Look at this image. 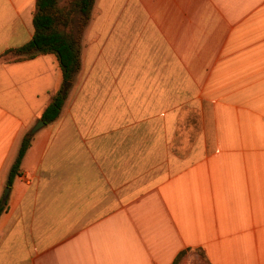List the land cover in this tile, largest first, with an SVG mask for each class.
<instances>
[{"label":"crops","instance_id":"1","mask_svg":"<svg viewBox=\"0 0 264 264\" xmlns=\"http://www.w3.org/2000/svg\"><path fill=\"white\" fill-rule=\"evenodd\" d=\"M35 12L0 0V56ZM80 57L10 187L0 264H264V0H96ZM62 86L53 54L0 62V200Z\"/></svg>","mask_w":264,"mask_h":264},{"label":"trees","instance_id":"2","mask_svg":"<svg viewBox=\"0 0 264 264\" xmlns=\"http://www.w3.org/2000/svg\"><path fill=\"white\" fill-rule=\"evenodd\" d=\"M95 1L36 0L34 33L31 40L23 46L6 50L0 56L2 63L28 60L46 54L57 57L63 75V86L51 96L49 105L41 115V120L46 125L52 124L60 117L71 84L80 70L81 34L91 19ZM33 137L34 135L27 133L22 139L15 162L9 171L7 180L9 188L20 175L22 160L32 144ZM7 209L8 201L0 200V216ZM191 252L189 249L181 252L173 264H179L180 260Z\"/></svg>","mask_w":264,"mask_h":264},{"label":"rangeland","instance_id":"3","mask_svg":"<svg viewBox=\"0 0 264 264\" xmlns=\"http://www.w3.org/2000/svg\"><path fill=\"white\" fill-rule=\"evenodd\" d=\"M189 255L190 256L186 257V259L182 261L180 264H193L195 261V257L198 258L201 263H203L204 257H203V254L199 250H193L191 253H189Z\"/></svg>","mask_w":264,"mask_h":264},{"label":"water","instance_id":"4","mask_svg":"<svg viewBox=\"0 0 264 264\" xmlns=\"http://www.w3.org/2000/svg\"><path fill=\"white\" fill-rule=\"evenodd\" d=\"M45 125L46 124L44 123V121H42V120L38 121L35 124V126L30 130L29 135H31V136L35 135L36 132H38ZM9 191H10V188L7 187L5 192H4V195H3V200H7L8 195H9Z\"/></svg>","mask_w":264,"mask_h":264}]
</instances>
